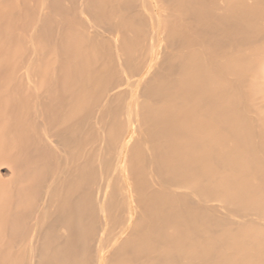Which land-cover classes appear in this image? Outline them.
<instances>
[{
  "label": "bare ground",
  "instance_id": "6f19581e",
  "mask_svg": "<svg viewBox=\"0 0 264 264\" xmlns=\"http://www.w3.org/2000/svg\"><path fill=\"white\" fill-rule=\"evenodd\" d=\"M0 163V264H264V0H0Z\"/></svg>",
  "mask_w": 264,
  "mask_h": 264
},
{
  "label": "rangeland",
  "instance_id": "374dc122",
  "mask_svg": "<svg viewBox=\"0 0 264 264\" xmlns=\"http://www.w3.org/2000/svg\"><path fill=\"white\" fill-rule=\"evenodd\" d=\"M1 165H0V178L3 180H5V181H9L10 180V178H11V172H12V169H11V167L12 166H10L9 164H11L10 162H9V164L7 163V165H5V164H3V163H0ZM8 165H9V167H8ZM7 168H9L10 170H8ZM7 169V170H6ZM9 171V172H8ZM4 181V182H5ZM6 183V182H5ZM5 186H7V185H5Z\"/></svg>",
  "mask_w": 264,
  "mask_h": 264
}]
</instances>
